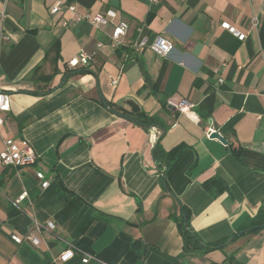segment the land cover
Here are the masks:
<instances>
[{
	"label": "crops",
	"instance_id": "0c3cea01",
	"mask_svg": "<svg viewBox=\"0 0 264 264\" xmlns=\"http://www.w3.org/2000/svg\"><path fill=\"white\" fill-rule=\"evenodd\" d=\"M58 1L117 16L96 28L51 14ZM120 22L129 30L114 47ZM157 37L172 43L169 56L132 48ZM82 50L92 59L77 68L87 72L64 80ZM0 90L11 98L0 153L12 139L37 154L27 167L0 162V264H83L80 255L58 260L67 243L88 264H264V229L239 235L264 220V0H0ZM183 99L193 117L168 104ZM157 147L161 160L180 148L164 175ZM183 218L199 250L185 247ZM33 220L55 230L36 233L38 247L16 244Z\"/></svg>",
	"mask_w": 264,
	"mask_h": 264
},
{
	"label": "built area",
	"instance_id": "2783aa9c",
	"mask_svg": "<svg viewBox=\"0 0 264 264\" xmlns=\"http://www.w3.org/2000/svg\"><path fill=\"white\" fill-rule=\"evenodd\" d=\"M62 11H69L74 15L76 22L88 21L96 28L108 25L112 20L117 16V13L114 10H108L104 14H96L94 16L90 15H80L77 13L76 7L74 5H65L62 1H58L54 6L51 7L50 13L55 15ZM253 26H257V19L254 18ZM68 23L63 22V27H67ZM221 27L228 31L230 34L235 36L239 41H244L247 37L246 33L239 31L235 26H233L228 21H224L221 24ZM129 30V25L126 22H120L116 24L113 28L111 34V41L114 47H119L122 44V38L127 34ZM132 48L137 52L142 50L149 49L160 56H169L173 51V45L170 41L166 40L163 37H157L152 43H148L146 39H143L139 42L132 43ZM91 55L86 51L82 50L80 53L71 59L67 65L70 69H75L78 66H88L91 61ZM222 80H220V83ZM116 84V81L113 82ZM169 106L174 108L177 112L184 114L188 117H193V108L194 105L188 102L187 100H180L178 102L168 101ZM11 98L9 93L0 90V127L4 124L3 114L10 111ZM215 130L210 127L208 129L207 135L211 137L212 133ZM263 151H264V141H263ZM37 160V154L34 149L27 143L22 145L14 143L12 139L5 141V149L0 153V162L4 166L12 167H27L33 165ZM37 178L41 180V187L46 189L49 186V181L45 180L43 173L38 172ZM25 195L21 196L19 201L23 200ZM34 230L28 233L25 236L13 235L12 240L16 244H22L24 241L31 243L32 245L38 247L41 243L40 239L36 236V233L41 231L53 232L55 230V225L53 222L49 221L45 224L40 223L37 220H33ZM76 255L82 257V263L88 264L91 260V256L78 251L72 244L67 243V248L59 255L58 260L60 262H68L73 259Z\"/></svg>",
	"mask_w": 264,
	"mask_h": 264
},
{
	"label": "trees",
	"instance_id": "16d2710c",
	"mask_svg": "<svg viewBox=\"0 0 264 264\" xmlns=\"http://www.w3.org/2000/svg\"><path fill=\"white\" fill-rule=\"evenodd\" d=\"M87 72L86 68H75V69H67V71L64 74V80H68L70 77L76 76V75H80V74H85ZM167 105V103H166ZM108 107L109 110L113 113H118V114H122L125 116H129L134 118L140 125L144 126V127H155L158 126L162 129H165V126L163 125V123L160 121V119L156 116H149L146 115L145 113H128L126 111L120 110L115 108L113 105H111L110 103H108ZM180 151V148H176L173 151H170L168 153H166L164 155L165 160H161L157 153H158V147L155 149V156H156V161L158 163V166L160 168V170L163 172L164 175V170L163 168H167V166L170 164V162L178 155ZM186 221L185 218H183L179 224V227L181 228V233L184 237V241H185V247L191 246L193 247L194 250H199L198 247V243L199 241L196 238V235L192 232V230L190 229V227L188 226V222L186 225ZM259 225H264V220L258 222L257 224H255L254 226H259ZM253 226H245V228L243 230H246L248 228H251ZM201 245V243H200ZM217 247H206V250H211Z\"/></svg>",
	"mask_w": 264,
	"mask_h": 264
},
{
	"label": "water",
	"instance_id": "95a60500",
	"mask_svg": "<svg viewBox=\"0 0 264 264\" xmlns=\"http://www.w3.org/2000/svg\"><path fill=\"white\" fill-rule=\"evenodd\" d=\"M104 104H105L106 108L109 109L108 104L106 102H104ZM170 108H171V106H170ZM115 114L118 115L119 117L124 118V119H126L128 121H131L133 123H138L132 117L125 116V115L118 114V113H115ZM211 138L218 139L221 143H223L225 145L228 143V141L225 139V137H223L218 131H215L214 133H212ZM260 229H264V225L255 226V227L250 228L248 230L242 231V232L239 233V235H243L245 233H249V232H252V231H255V230H260ZM231 240H233V238Z\"/></svg>",
	"mask_w": 264,
	"mask_h": 264
}]
</instances>
